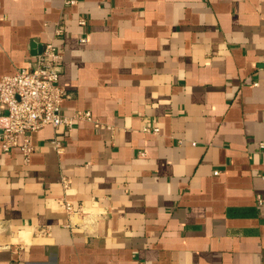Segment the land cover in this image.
<instances>
[{
  "label": "crops",
  "instance_id": "obj_1",
  "mask_svg": "<svg viewBox=\"0 0 264 264\" xmlns=\"http://www.w3.org/2000/svg\"><path fill=\"white\" fill-rule=\"evenodd\" d=\"M66 2L0 0V77L59 22L93 117L0 140V264H264V0Z\"/></svg>",
  "mask_w": 264,
  "mask_h": 264
},
{
  "label": "built area",
  "instance_id": "obj_2",
  "mask_svg": "<svg viewBox=\"0 0 264 264\" xmlns=\"http://www.w3.org/2000/svg\"><path fill=\"white\" fill-rule=\"evenodd\" d=\"M77 0H67V4H75ZM85 18L80 23L85 25ZM55 35L52 41L43 44L42 50L35 57V61L28 68H22L15 74L0 77V102L6 112L0 111V120L3 119L0 134L1 149L9 152L20 148L25 160H29L34 152L33 133L45 126L72 129L77 120L92 121L89 110H78L72 115H65L61 111L62 103L68 96L67 89L60 84V75L63 71L64 50L57 45V41L64 35V27L57 22ZM82 42L86 38H81ZM159 128L144 127V131L159 133ZM53 144L61 150L59 138ZM264 148V143L261 144ZM219 174L220 170H215ZM63 207L73 211V206L67 201Z\"/></svg>",
  "mask_w": 264,
  "mask_h": 264
},
{
  "label": "water",
  "instance_id": "obj_3",
  "mask_svg": "<svg viewBox=\"0 0 264 264\" xmlns=\"http://www.w3.org/2000/svg\"><path fill=\"white\" fill-rule=\"evenodd\" d=\"M41 50H42V47L39 49V51L36 53V55H37L38 53H40V52H41Z\"/></svg>",
  "mask_w": 264,
  "mask_h": 264
}]
</instances>
